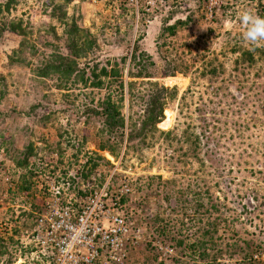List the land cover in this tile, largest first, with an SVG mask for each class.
Here are the masks:
<instances>
[{
  "label": "rangeland",
  "instance_id": "374dc122",
  "mask_svg": "<svg viewBox=\"0 0 264 264\" xmlns=\"http://www.w3.org/2000/svg\"><path fill=\"white\" fill-rule=\"evenodd\" d=\"M142 1L150 10L137 14L125 0H17L0 15V264H44L36 218L52 185L70 193L67 181H82V196L129 184L124 212L143 239L125 264H239L251 252L264 264V41L245 40L239 18L246 9L264 18V0ZM11 20L28 34L10 31ZM72 21L97 40L80 67L115 66L122 78L61 89L55 75H37L53 52L72 53ZM254 47L252 65L238 62ZM144 65L152 77H135ZM149 79L177 88L171 124L159 123L173 136L125 140L115 159L99 149L109 135L89 109L111 94L138 119Z\"/></svg>",
  "mask_w": 264,
  "mask_h": 264
},
{
  "label": "built area",
  "instance_id": "2783aa9c",
  "mask_svg": "<svg viewBox=\"0 0 264 264\" xmlns=\"http://www.w3.org/2000/svg\"><path fill=\"white\" fill-rule=\"evenodd\" d=\"M125 1L137 14L143 7L150 10L142 0ZM79 183L67 181L68 194L52 185L43 197L34 231L44 264H125L143 239L141 227L124 212L122 198L131 187L103 186L82 196Z\"/></svg>",
  "mask_w": 264,
  "mask_h": 264
},
{
  "label": "trees",
  "instance_id": "16d2710c",
  "mask_svg": "<svg viewBox=\"0 0 264 264\" xmlns=\"http://www.w3.org/2000/svg\"><path fill=\"white\" fill-rule=\"evenodd\" d=\"M16 1L17 0H6L4 2L0 1V15L10 12ZM71 1L72 0H64L65 3H69ZM58 7L63 8V5H59ZM66 14V12H63L61 18L65 19ZM72 22V28H70L68 31L69 47L72 53L70 55H66L60 52H53L54 54H51L50 58H48L43 64L35 69L37 75L40 77H50L55 75L57 80L60 82L59 85L61 89L62 87H65L68 82L72 81H79L87 84L91 80V85L101 87L105 81L103 77H117L118 79L122 78L121 70L115 66H112L111 68H108V66H103L98 73L96 72V69H91L90 71L80 67V57H86L89 55L90 51H92L95 47L97 40L94 36H92L88 29L78 26L76 21ZM177 23L184 22L179 20ZM6 27L10 31L22 36L28 34V30L22 24V20H11L9 23H7ZM176 28L177 24H171L166 28V30L174 32ZM5 29L6 28L0 29V35H2ZM24 44L25 40L22 41L21 45L24 46ZM137 48L135 47V49ZM254 51H256V47H254L253 50H242L241 56L238 58V62L252 65L256 60ZM134 57L136 59L137 56L134 55ZM11 61L19 60L11 56ZM175 67L177 69V66ZM175 71L176 70L170 72L169 75H175ZM210 71L215 73L216 68L211 69ZM134 76L137 78H151L152 74L144 65L143 68H141V70L138 71ZM119 82H121L120 86L124 88V80H120ZM147 83L148 88L146 93H139L142 97H144V102L142 105V113H140L138 119H134L131 114L126 117L122 110V104L116 100H113L111 94H108L107 98H105V100L102 101L98 107L89 109V111L94 113L96 116L103 118V132H107L109 135L108 140L102 142L99 145V149L108 151L115 159H118L120 155L117 149L124 143L125 140L128 146L129 144L134 143L137 138H145L151 133L154 134L155 132H160L161 134H165L168 137L173 136L172 130H163L159 128V123L165 119L161 124L164 128H168V126L171 124L172 112L167 111L166 116L165 111L169 104L168 100L176 96L177 88L175 86L168 87L159 81L150 79ZM137 84L138 82H127L128 93L132 97L140 96H136L135 88ZM191 136L192 135H190V138ZM194 137L195 140L199 139L198 135H195ZM19 163L21 165L28 163V155H26L22 162L20 161ZM125 199L126 198L124 196L122 198V203L125 202ZM6 249L7 245L0 239V254L6 252ZM201 255L205 256L208 254L207 252L203 251ZM254 256V252L247 254L244 257V260L239 264H252ZM217 260L218 258H214V261Z\"/></svg>",
  "mask_w": 264,
  "mask_h": 264
},
{
  "label": "clouds",
  "instance_id": "9594fccd",
  "mask_svg": "<svg viewBox=\"0 0 264 264\" xmlns=\"http://www.w3.org/2000/svg\"><path fill=\"white\" fill-rule=\"evenodd\" d=\"M239 18L246 29L243 33L244 39L252 45L260 46L264 41V18L256 15L251 9L244 10Z\"/></svg>",
  "mask_w": 264,
  "mask_h": 264
}]
</instances>
